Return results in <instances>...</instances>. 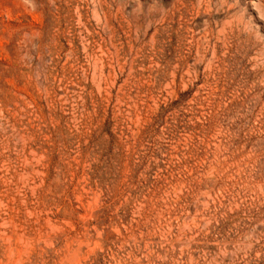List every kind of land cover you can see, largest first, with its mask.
<instances>
[{
	"label": "rangeland",
	"instance_id": "1",
	"mask_svg": "<svg viewBox=\"0 0 264 264\" xmlns=\"http://www.w3.org/2000/svg\"><path fill=\"white\" fill-rule=\"evenodd\" d=\"M203 1L0 0V264H264V0Z\"/></svg>",
	"mask_w": 264,
	"mask_h": 264
},
{
	"label": "bare ground",
	"instance_id": "2",
	"mask_svg": "<svg viewBox=\"0 0 264 264\" xmlns=\"http://www.w3.org/2000/svg\"><path fill=\"white\" fill-rule=\"evenodd\" d=\"M204 1H205V0H204ZM204 1H203V2H204ZM207 1H208V0H206V2H207ZM210 1H211V0H210ZM200 2H201V1H200ZM206 2H205V3H206ZM201 3H202V2H201ZM197 4H198V2H197ZM197 4H196V6H197ZM206 4H207V3H206ZM206 4H205V6H206ZM207 5H208V4H207ZM210 5H211V4H209V6H210ZM205 6H204V8H205ZM209 6H208V10H209ZM201 7H202V5H201ZM210 8H211V7H210ZM200 9H201V8H200ZM206 9H207V8H206ZM204 10H205V9H204ZM204 10H203V12H204ZM208 10H206V11H208ZM196 11H197V10H196ZM193 12H194V11H193ZM200 12H201V11H200ZM194 14H197V13H194ZM199 14H200V13H199ZM227 24H228V23H227ZM196 26H197V25H196ZM194 27H195V26H194ZM205 28H206V27H205ZM226 28H227V27H226ZM201 29H202V28H201ZM201 29H200V30H201ZM196 30H197V29H196ZM220 30H221V29H220ZM223 30H224V29H223ZM223 30H222V32H221L222 34H223ZM239 31H240V30H239ZM199 32H200V31H199ZM202 32H203V31H202ZM200 33H201V32H200ZM205 33H206V32H205ZM224 33H225V31H224ZM193 34H194V33H193ZM191 35H192V34H191ZM206 36H207V35H206ZM199 37H200V36H199ZM197 38H198V37H197ZM198 39H199V38H198ZM198 39L196 40L197 42H198ZM208 39H209V38H208ZM208 39H207V40H208ZM188 41H189V40H188ZM208 41H209V40H208ZM203 42H204V40H203ZM202 45H203V43H202ZM197 46H198V45H197ZM198 47H199V46H198ZM205 47H206V46H205ZM205 47H204V48H205ZM208 48H209V46H208ZM205 51H206V50H205ZM208 51H209V50H208ZM206 53H207V51H206Z\"/></svg>",
	"mask_w": 264,
	"mask_h": 264
}]
</instances>
